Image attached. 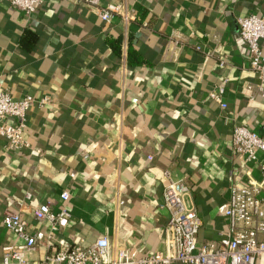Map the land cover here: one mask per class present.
<instances>
[{"label":"crops","instance_id":"1","mask_svg":"<svg viewBox=\"0 0 264 264\" xmlns=\"http://www.w3.org/2000/svg\"><path fill=\"white\" fill-rule=\"evenodd\" d=\"M104 2L134 17L105 21L87 0H43L31 15L0 1L3 86L15 97L52 98L27 114L29 148L11 150L0 135V264L4 245L23 242L4 226L7 208L31 233L50 228L35 216L41 203L71 212L51 242L26 251L29 264L58 250L59 239L89 245L102 235L113 252L143 256L166 248L164 170L189 184L185 202L203 221L201 243L227 227L220 206L231 185L261 178L263 153L240 159L232 135L237 123L264 135V97L237 22L264 15V0ZM27 30L38 36L31 49L20 44ZM109 37L122 38L120 53ZM129 46L148 63L131 65ZM220 84L226 108L209 96Z\"/></svg>","mask_w":264,"mask_h":264},{"label":"built area","instance_id":"2","mask_svg":"<svg viewBox=\"0 0 264 264\" xmlns=\"http://www.w3.org/2000/svg\"><path fill=\"white\" fill-rule=\"evenodd\" d=\"M33 14L43 0H0ZM92 6L99 7V16L110 21L114 15H121L126 21L134 16L122 3L87 0ZM242 39L246 43L251 60L250 67L256 73V89L264 97V15L250 13L237 19ZM225 92L224 84L218 85L210 98L221 103ZM50 95L35 97L31 94L15 97L0 80V135L8 141L11 150H22L31 145L25 136L27 114L35 106L44 107L51 102ZM19 121L7 122V119ZM233 153L245 161L259 160L261 178L255 179L249 174V180L241 184H232L229 200L220 206V212L228 221L227 227L220 232L217 241H199L203 221L197 211L188 207L185 197L190 186L183 179H177L169 169L164 170L163 206L169 212L166 226L165 250L137 256L129 248L112 251L108 235L100 236L89 245H70L65 239H59V249L47 255L40 264H257L264 256V135L249 129L246 124L237 123L232 135ZM61 197L67 200L70 193L64 190ZM40 221L50 224L48 231L37 230L31 233L27 221L19 212L5 209L4 226L22 239L20 244H6L3 249L4 264H29L26 251L35 248L40 242H51L55 232L67 226L71 212L67 208L53 211L48 202L41 203L35 209Z\"/></svg>","mask_w":264,"mask_h":264},{"label":"trees","instance_id":"3","mask_svg":"<svg viewBox=\"0 0 264 264\" xmlns=\"http://www.w3.org/2000/svg\"><path fill=\"white\" fill-rule=\"evenodd\" d=\"M38 36L36 33H33L32 31H25V33L22 35L20 39V44L24 48L31 49L34 42L37 40ZM109 45L116 51L117 53H120L121 51V45H122V38H114V37H109L108 39ZM128 62L131 65H142L145 63H148L147 60L142 56V54L132 48V46H129L128 50Z\"/></svg>","mask_w":264,"mask_h":264}]
</instances>
